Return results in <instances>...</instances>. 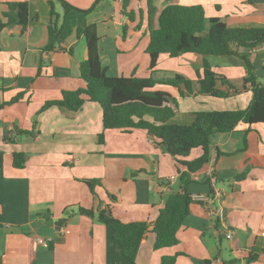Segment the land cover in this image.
Segmentation results:
<instances>
[{
	"label": "crops",
	"instance_id": "1",
	"mask_svg": "<svg viewBox=\"0 0 264 264\" xmlns=\"http://www.w3.org/2000/svg\"><path fill=\"white\" fill-rule=\"evenodd\" d=\"M16 1L28 2L30 20L25 29L13 24L0 31V104L6 102L0 108V264H131L110 230L95 217L76 213V208L108 207L123 222L150 224L168 195L179 190L178 169L184 167L145 130L103 129L100 105L86 97L74 111L60 105L41 108L64 90L85 87L79 65L87 55L86 43L76 29L90 23L97 26L100 60L109 75L149 76L147 14L129 21L121 12V0H65L77 9L95 6L88 13L68 11L59 47L44 51L48 0H0L1 18L8 2ZM168 3L199 4L207 17H218L231 27H264V0H155L153 26ZM141 4L131 0L128 8ZM54 9L63 13L56 0ZM249 58L257 81L263 82L264 44L249 51ZM206 59L230 82L217 83L229 95H180L158 82L153 90L166 91L178 101L171 122L190 124L196 111L243 109L249 104L252 91L249 83L242 84L247 74L243 60L236 55ZM202 62L198 53L161 54L155 72L182 74L196 91ZM29 130L33 132L25 133ZM18 151L26 154L22 168L12 163ZM201 153V148H193L186 159ZM241 171L246 175L236 179ZM190 176L187 189L193 201L177 231L178 243L154 249L149 230L135 264H158L162 256L172 254L174 264H224L230 259L237 260L235 264H264V123L241 122L235 130L218 134L210 160ZM94 179L91 191L85 181ZM59 219L63 221L58 225ZM38 237L49 245L38 243ZM223 239L228 242L225 248ZM250 253L254 260H248Z\"/></svg>",
	"mask_w": 264,
	"mask_h": 264
},
{
	"label": "trees",
	"instance_id": "2",
	"mask_svg": "<svg viewBox=\"0 0 264 264\" xmlns=\"http://www.w3.org/2000/svg\"><path fill=\"white\" fill-rule=\"evenodd\" d=\"M58 1L63 13L54 9V0H48L50 6V21L47 26L48 39L43 47L50 51L59 47V34L63 28L65 14L71 9L83 13L90 12L95 4L87 9H77L65 0ZM131 0H121V12L129 21L135 18V11L129 9ZM148 44L146 53L149 59L150 74L147 77L135 75H109L100 60L99 35L95 23L76 29L77 35H82L86 43L87 55L80 62L79 76L85 81V87L75 90L62 91L61 97L46 101L41 110L51 105H60L70 110H77L82 106L86 97L97 102L102 110L103 129H131L145 130L154 137L165 150L174 156L184 169L179 171L180 188L170 193L159 209L155 220L148 224L145 221L123 222L114 217L108 207L93 210L82 206L77 212L95 217L110 230L112 238L117 242L123 257L135 264L139 247L147 231L154 233L153 248L170 247L178 243L177 231L184 219L189 215L190 204L193 199L187 186L192 181L191 173L201 169L210 160V149L213 139L221 133L231 132L239 123L249 125L264 123V80L257 81L253 71V64L249 58V51L264 44V27H231L218 17H207L201 5H181L168 3L162 7L157 16V26L152 25L155 13V0H145ZM8 11L0 17V31L13 24L25 29L30 20L27 1L8 2ZM15 11L12 15L10 11ZM142 17V10H138ZM139 23V22H138ZM139 28V25H136ZM127 26H123V34ZM198 53L202 55V74H199L198 89L193 91L192 81L179 73L156 75V65L161 54L176 57L183 53ZM236 55L243 60L246 76L242 80L243 86L250 84L252 98L243 109L208 110L194 112V120L190 124L171 122L178 113L179 106L175 97L168 92L153 90V86L160 82L176 88L180 95H194L196 93L226 97L228 92L220 90L217 83L231 86L225 77L216 73L207 56ZM181 86L185 88L182 91ZM236 91V90H234ZM16 99V98H15ZM15 99L11 100L14 101ZM1 103L0 108L5 104ZM33 130L25 133L31 134ZM103 140V133L98 135ZM193 148H201L200 156L187 160ZM26 154L22 151L13 153V166L22 168L25 165ZM246 175L241 171L236 179ZM91 191L97 180L85 181ZM63 219H59V225ZM255 254L250 253L248 260H254ZM176 254L164 255L158 264H174ZM237 260L230 259L224 264H235Z\"/></svg>",
	"mask_w": 264,
	"mask_h": 264
},
{
	"label": "rangeland",
	"instance_id": "3",
	"mask_svg": "<svg viewBox=\"0 0 264 264\" xmlns=\"http://www.w3.org/2000/svg\"><path fill=\"white\" fill-rule=\"evenodd\" d=\"M141 3H142V4H141V7L138 8V6L136 5L135 8H134V11H135V13H136V15H137V19H138V21L140 20L138 10L141 9L142 12H143V14L146 13V10H145V8H146V2H145V0H141ZM76 213H78V212H77V208H76ZM70 214H71V213H70V210H69V212L65 215V217H67V218H68V217H71ZM227 243H228V242H227L225 239H223V246H224V248H225V246L227 245ZM223 255H224V256L227 255L225 251L223 252Z\"/></svg>",
	"mask_w": 264,
	"mask_h": 264
},
{
	"label": "built area",
	"instance_id": "4",
	"mask_svg": "<svg viewBox=\"0 0 264 264\" xmlns=\"http://www.w3.org/2000/svg\"><path fill=\"white\" fill-rule=\"evenodd\" d=\"M195 177H196V176H195ZM261 234H262V236H264V231L261 232ZM230 236H231V234H230V232L228 231V232L226 233V237H230ZM37 241H38V243H40V244L43 245V246H48V245H49V241H48L47 239H44V238L38 237V238H37Z\"/></svg>",
	"mask_w": 264,
	"mask_h": 264
}]
</instances>
